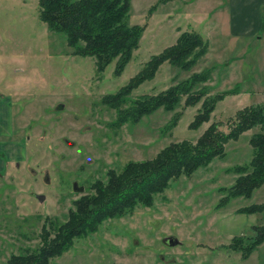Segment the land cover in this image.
Segmentation results:
<instances>
[{"label": "rangeland", "instance_id": "rangeland-1", "mask_svg": "<svg viewBox=\"0 0 264 264\" xmlns=\"http://www.w3.org/2000/svg\"><path fill=\"white\" fill-rule=\"evenodd\" d=\"M224 2L130 0L127 22L143 30L129 61L116 73V58L100 70L94 55L74 52L66 34L39 16L38 0H0L1 264L51 243L54 227L75 208L73 201L94 192L95 181L105 183L108 170L152 159L170 142L194 143L213 122L227 131L239 109L264 105V31L261 38L230 36L217 26ZM183 30L198 31L208 42L206 52L188 69L162 62L124 103L209 68V79L192 91L204 84L209 95L228 91L209 119L189 127L203 98L186 105L183 96L173 110L158 107L135 122L115 123L116 108L103 96L124 85ZM176 112L175 123L167 125ZM257 130L258 125L244 130L227 140L222 156L170 178L150 203L136 201L102 217L72 237L48 264H264V241L246 258L231 246L234 236L249 237L253 226L264 222V211H239L264 201V182L250 196L221 201V187L237 176L231 167L251 158L249 138ZM72 182L84 189H74ZM169 234L180 242L164 243Z\"/></svg>", "mask_w": 264, "mask_h": 264}, {"label": "trees", "instance_id": "trees-1", "mask_svg": "<svg viewBox=\"0 0 264 264\" xmlns=\"http://www.w3.org/2000/svg\"><path fill=\"white\" fill-rule=\"evenodd\" d=\"M129 6L130 0H38L39 16L51 29L66 34L67 43L74 48V52L94 55L100 70L116 58V73L121 72L129 61L143 30V26L127 22ZM207 46V40L198 31L183 30L174 43L153 54L124 85L104 95L103 101L116 108L115 123L127 120L135 122L158 107L173 110L183 96L186 105L195 104L203 98L189 127L197 128L208 120L216 101L228 92L206 94L208 85L204 83L198 91H192L198 82L209 79V68L194 71L155 94L144 95L129 104L124 103L129 92L142 81L152 78L162 62L168 61L188 69L206 52ZM178 114L174 113L167 125L175 123ZM256 125L259 130L249 138L251 158L231 167L237 176L231 185L221 187L225 191L222 203L232 196H250L264 182L263 104L239 109L233 125L227 131L219 129L218 123L213 122L194 143L188 140L170 142L152 159L130 161L118 172L108 170L105 183L95 181L92 184L94 192L83 194L73 201L75 208L69 210L66 221L54 227L51 243H43L32 252L12 255L9 264H48L49 258L69 246L72 237L93 228L106 215L129 209L136 201L150 203L152 194L162 190L170 178L182 173L190 174L197 167L208 164L214 156H222L227 140L236 138L244 130ZM239 211L263 212L264 201L251 203L239 208ZM253 229L254 233L249 237L239 235L232 239V248L240 251L243 258L264 241V222L255 224Z\"/></svg>", "mask_w": 264, "mask_h": 264}, {"label": "crops", "instance_id": "crops-1", "mask_svg": "<svg viewBox=\"0 0 264 264\" xmlns=\"http://www.w3.org/2000/svg\"><path fill=\"white\" fill-rule=\"evenodd\" d=\"M217 14V26L234 37L261 38L264 31V0H225Z\"/></svg>", "mask_w": 264, "mask_h": 264}, {"label": "water", "instance_id": "water-1", "mask_svg": "<svg viewBox=\"0 0 264 264\" xmlns=\"http://www.w3.org/2000/svg\"><path fill=\"white\" fill-rule=\"evenodd\" d=\"M62 105H63L62 103H59L58 107H61ZM73 188L76 189V190H83L84 189V186L83 185H80V186L76 187L74 185ZM36 196L38 198H40L41 200L44 198V195H42L40 193H36ZM163 242L166 243V244H168V245H175V244L179 243L180 241H179V239L177 238L176 235L169 234V235H166V236L163 237Z\"/></svg>", "mask_w": 264, "mask_h": 264}, {"label": "flooded vegetation", "instance_id": "flooded-vegetation-1", "mask_svg": "<svg viewBox=\"0 0 264 264\" xmlns=\"http://www.w3.org/2000/svg\"><path fill=\"white\" fill-rule=\"evenodd\" d=\"M9 132H10L9 134L12 133L11 130H10ZM72 185H73V187H74V185H75L76 187L80 186V185H76V183L74 184L73 182H72ZM0 244H1V227H0ZM0 264H1V263H0Z\"/></svg>", "mask_w": 264, "mask_h": 264}]
</instances>
